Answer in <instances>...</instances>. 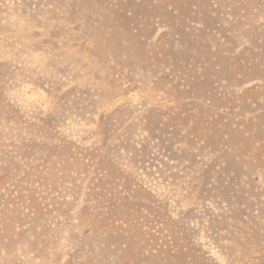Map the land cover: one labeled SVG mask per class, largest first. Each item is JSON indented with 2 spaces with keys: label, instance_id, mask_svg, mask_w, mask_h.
I'll return each mask as SVG.
<instances>
[{
  "label": "rangeland",
  "instance_id": "obj_1",
  "mask_svg": "<svg viewBox=\"0 0 264 264\" xmlns=\"http://www.w3.org/2000/svg\"><path fill=\"white\" fill-rule=\"evenodd\" d=\"M0 264H264V0H0Z\"/></svg>",
  "mask_w": 264,
  "mask_h": 264
}]
</instances>
